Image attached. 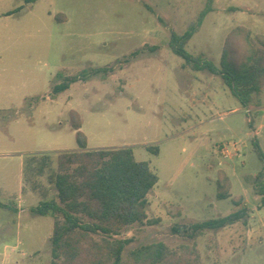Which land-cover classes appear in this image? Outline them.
I'll list each match as a JSON object with an SVG mask.
<instances>
[{"label": "rangeland", "instance_id": "obj_1", "mask_svg": "<svg viewBox=\"0 0 264 264\" xmlns=\"http://www.w3.org/2000/svg\"><path fill=\"white\" fill-rule=\"evenodd\" d=\"M206 4L0 0V203L8 206L0 208V264H51L54 219L31 211L44 198L25 185L23 163L79 149L71 111L81 116L88 150L131 148L158 175L147 212L159 222L124 228L125 256L155 242L178 248L190 241L173 226L245 208V220L196 240L201 264H264V204L255 191L264 170V89L259 105L244 107L221 76L190 70L169 45L171 32L183 34ZM238 27L264 34V0H215L186 49L220 65ZM105 66L115 68L107 79L53 93L60 76ZM225 177L228 198L220 200ZM40 183L56 199L47 175Z\"/></svg>", "mask_w": 264, "mask_h": 264}, {"label": "trees", "instance_id": "obj_2", "mask_svg": "<svg viewBox=\"0 0 264 264\" xmlns=\"http://www.w3.org/2000/svg\"><path fill=\"white\" fill-rule=\"evenodd\" d=\"M214 3L215 0H207L197 21L183 34L171 32L170 48L190 70L221 76L244 107L259 105V95L264 89V34L253 37L243 27L234 29L226 39L220 65L186 49L205 17L214 11ZM114 73L113 66H105L84 69L79 75L60 76L61 82L54 86L53 93H63L73 84L86 83L95 77L107 79ZM69 116L79 149L57 154L56 161L52 155L43 154L28 156L23 163L25 185L44 198L31 211L54 219L51 264H201L196 240L207 231H219L247 218L248 210L244 208L201 223L175 225L172 232L189 243L171 248L164 242H155L141 245L125 256L131 240L121 238V231L159 222L150 220L147 212V196L157 185L158 175L148 162L137 161L131 148L88 150L80 114L71 111ZM252 141L262 158L260 144L256 138ZM148 149L158 153L157 148ZM46 175L55 188L56 199L48 198L50 189L40 183V178ZM217 184L218 199H227L224 191L229 185L228 178L225 177V183L218 180ZM255 191L264 204V170L255 178ZM0 208L8 206L0 203Z\"/></svg>", "mask_w": 264, "mask_h": 264}]
</instances>
